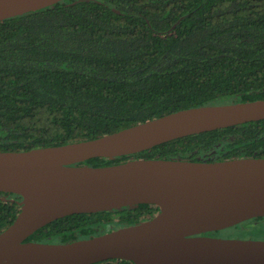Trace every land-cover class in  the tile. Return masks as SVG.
<instances>
[{"label": "trees", "instance_id": "trees-1", "mask_svg": "<svg viewBox=\"0 0 264 264\" xmlns=\"http://www.w3.org/2000/svg\"><path fill=\"white\" fill-rule=\"evenodd\" d=\"M263 98L264 0H61L0 21V151L90 140L181 109ZM141 157L264 158V119L78 164ZM20 199L0 192V231ZM157 211L138 204L67 215L26 241L89 238Z\"/></svg>", "mask_w": 264, "mask_h": 264}, {"label": "water", "instance_id": "water-1", "mask_svg": "<svg viewBox=\"0 0 264 264\" xmlns=\"http://www.w3.org/2000/svg\"><path fill=\"white\" fill-rule=\"evenodd\" d=\"M61 0H0V21ZM264 119V98L195 106L100 137L0 151V192L19 212L0 231V264H264V240L203 235L264 216V158L219 161L134 158L90 166L94 157L134 154L187 135ZM152 204L137 224L65 243L26 239L67 215Z\"/></svg>", "mask_w": 264, "mask_h": 264}, {"label": "rangeland", "instance_id": "rangeland-1", "mask_svg": "<svg viewBox=\"0 0 264 264\" xmlns=\"http://www.w3.org/2000/svg\"><path fill=\"white\" fill-rule=\"evenodd\" d=\"M262 224L264 225V223ZM257 226L258 225H254L252 223L242 222L240 224H236L234 226L222 229L221 233L218 236L227 237V238H241V239L254 237L252 239L259 240L260 239L259 237H262L263 233L259 232L258 230L257 233H254L253 230H255Z\"/></svg>", "mask_w": 264, "mask_h": 264}, {"label": "flooded vegetation", "instance_id": "flooded-vegetation-1", "mask_svg": "<svg viewBox=\"0 0 264 264\" xmlns=\"http://www.w3.org/2000/svg\"><path fill=\"white\" fill-rule=\"evenodd\" d=\"M157 212H155L153 215H155ZM152 215V216H153ZM151 216V217H152ZM150 218V217H149ZM148 218V219H149ZM254 218H259V217H254ZM254 218H251V219H254ZM260 220H255V221H253V222H251L252 224H254V225H258L257 226V228L255 229V230H253L254 231V233H257V230L259 231V232H262L263 234H262V237H259L261 240H264V225L262 224V223H264V216H261L260 218H259ZM146 220V219H145ZM250 220V219H249ZM144 221V220H143ZM141 222V221H140ZM245 222V221H244ZM139 223V222H138ZM242 223V222H241ZM137 224V223H136ZM133 225V224H132ZM125 226H128V225H125ZM124 227V226H123ZM219 231V230H218ZM203 235H210V236H217V237H219L218 235L219 234H216V231H212V232H206V233H203ZM252 238H254V237H252ZM252 238H247V239H252ZM259 239V240H260ZM117 260H119V259H117Z\"/></svg>", "mask_w": 264, "mask_h": 264}]
</instances>
